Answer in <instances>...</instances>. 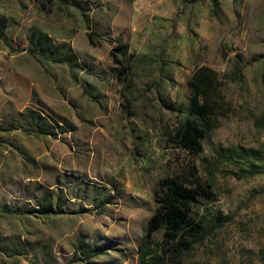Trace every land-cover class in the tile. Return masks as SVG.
<instances>
[{
	"label": "rangeland",
	"instance_id": "rangeland-1",
	"mask_svg": "<svg viewBox=\"0 0 264 264\" xmlns=\"http://www.w3.org/2000/svg\"><path fill=\"white\" fill-rule=\"evenodd\" d=\"M0 19V264H143L155 187L192 164L213 197L184 264H264V0H0ZM201 66L231 109L194 157L171 133Z\"/></svg>",
	"mask_w": 264,
	"mask_h": 264
},
{
	"label": "trees",
	"instance_id": "trees-1",
	"mask_svg": "<svg viewBox=\"0 0 264 264\" xmlns=\"http://www.w3.org/2000/svg\"><path fill=\"white\" fill-rule=\"evenodd\" d=\"M6 26V21L0 19V38ZM89 37L95 43V37L92 34ZM121 50L123 47L116 49ZM122 53L121 59L113 53L120 83L128 80L130 70L126 51ZM189 86L192 88L189 117L171 133V141L174 147L197 157L204 152L203 140L221 125L231 102L225 93L224 78L208 66L194 71ZM211 188L194 164L185 173L170 175L158 182L154 190L156 209L145 227L144 240L149 243L157 233L162 235L157 248L150 250L149 247L141 257L143 264H184V255L201 239L199 236L205 229L194 207L200 199H212Z\"/></svg>",
	"mask_w": 264,
	"mask_h": 264
}]
</instances>
